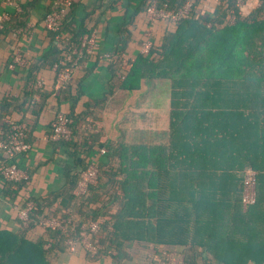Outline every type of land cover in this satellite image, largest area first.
<instances>
[{"label": "trees", "instance_id": "16d2710c", "mask_svg": "<svg viewBox=\"0 0 264 264\" xmlns=\"http://www.w3.org/2000/svg\"><path fill=\"white\" fill-rule=\"evenodd\" d=\"M33 1L22 5L17 15L10 16L0 32L5 33L7 24L24 28ZM136 1L129 21L118 31L119 51L108 55L112 77L106 92L100 100L86 102L79 113L72 108L63 112L71 137L57 143L67 149L73 162L64 186L46 197H29L19 203L21 209L31 203L32 209L26 221L18 219L17 232L0 231V264H51L53 253L77 254L83 250L78 248L70 253L64 242L77 236L87 220L99 219H103L96 235L100 249L93 257L83 251L91 260L105 255L113 264H161L164 251L184 246L176 254L184 264H198L196 245L200 243L196 233L202 230L200 215L205 208L233 199L241 204L242 183L248 168L257 172L254 204L263 199L264 20L260 18L264 16V0H241L250 5L246 15L240 14L238 0H216L210 12L198 8L206 0H194L189 18L173 23L176 29L162 38L160 46L152 40L149 54L139 53L133 61L123 63L131 40L128 27L138 13L146 14L150 6L178 9L188 0ZM52 3L53 0L45 14ZM103 3L104 0L94 2L86 16L91 18ZM76 9L77 4L71 0L59 32L52 33L54 42L58 36L61 39L52 46V52L45 54L43 65L30 68L21 106L16 99L3 102L0 110L3 130L9 129L5 120L10 119L7 115L17 104L20 108H37L35 116L44 108L43 93L38 102L33 101L39 92L34 88L36 74L42 67L51 69L80 47L82 36L91 34L80 23L73 36L62 37V33L71 30ZM93 53L82 50L79 65ZM123 77L119 82L118 78ZM158 79L168 80L171 85L168 143L127 145L108 139L101 125L108 99L118 89L135 90L142 80ZM69 84L56 87L65 90ZM249 122V129L244 128ZM33 128L23 126L28 144ZM101 148L106 151L104 155L98 154ZM7 162L24 169L17 157ZM89 164L97 167V178L83 195L77 196L74 190L80 173ZM24 170L28 174L26 181L3 180L2 197L17 198L30 179ZM49 217H72V222L63 230L43 229L38 238L30 235L40 227L41 219ZM7 247L9 251L3 255ZM254 250L253 245L248 255L251 262L264 264V258L259 259Z\"/></svg>", "mask_w": 264, "mask_h": 264}, {"label": "crops", "instance_id": "0c3cea01", "mask_svg": "<svg viewBox=\"0 0 264 264\" xmlns=\"http://www.w3.org/2000/svg\"><path fill=\"white\" fill-rule=\"evenodd\" d=\"M72 1L77 4L76 15L70 26L71 30L62 33V37L70 38L80 23H83L86 29L96 33L97 46L93 55L83 61L73 73L70 87L65 90L56 87L58 82L53 67L49 69L41 66L36 74V85L39 81L43 84L39 88L35 85L34 88L39 90V98L42 93L46 96V101L43 110L36 116L34 114L37 108H20L18 104L24 99L22 90L27 83L30 68L43 65L45 54L53 51L52 46H56L53 34L43 23L44 14L52 0H34L28 9L24 28L16 29L7 24L5 33L0 32V110L4 106L3 102L16 99L18 104L15 107L11 104L14 109L10 110L7 117L23 126L34 127L29 131L30 149L15 156L18 163L30 174L29 182L23 186L15 200L1 196L4 182L0 175V231L19 230L17 211L21 209L20 202L29 197H46L64 186L65 175L72 168L73 162L64 146L48 141L52 120L56 114L67 113L71 108L79 113L86 102L102 98L112 77L108 55L119 51L118 31L129 21L138 4L136 0H104L103 6L90 18L86 16L87 11L97 0ZM30 3L32 0H12L11 4L0 0V16L7 14L9 19L10 16L17 15L22 5ZM215 4L216 0H206L198 8L210 12L214 10ZM249 6L243 5L240 14H248ZM176 27L173 22L164 20L150 23L144 12L138 13L128 27L131 40L125 49L122 62L133 61L137 57L146 31L151 32L154 45L160 46L162 38L173 33ZM18 57L19 62L16 61ZM123 80L124 77L118 78L119 82ZM170 86L168 80H142L135 90H116L106 102L101 115L104 134L110 140L127 145H166L170 128ZM249 126L250 122L243 125L247 129ZM9 159L12 158L0 151V168L8 164ZM261 198L263 199L248 208H243L234 199L225 204L215 205L214 202L211 207L205 208L200 215L202 230L196 233L200 243L196 245L198 264H253L248 256L253 245L259 259L264 258V196ZM41 230L43 229L39 227L30 235L38 238L42 234ZM141 243L150 245L147 242ZM183 250L184 246H172L168 251ZM5 251L8 252L9 247L3 249V255ZM50 263L113 264L109 256L104 255L94 261L83 251L74 255L65 252L53 253Z\"/></svg>", "mask_w": 264, "mask_h": 264}, {"label": "built area", "instance_id": "2783aa9c", "mask_svg": "<svg viewBox=\"0 0 264 264\" xmlns=\"http://www.w3.org/2000/svg\"><path fill=\"white\" fill-rule=\"evenodd\" d=\"M4 1L8 4L12 3V0ZM193 2L194 0H188L178 9L150 6L147 8L146 16L150 23L160 20L176 23L189 18ZM243 5L244 3L241 0H238L239 9H241ZM70 6L71 0H53L51 10L45 14L43 19L44 26L49 32L53 34H57V32H59L62 20ZM262 19L264 20V16ZM7 20V14L0 16V30H2L3 24ZM232 20H234V16L232 17ZM144 38L145 39L139 50L141 55L149 54L153 44L150 31H146ZM59 39L61 38L58 36L55 39V43H57ZM96 46L97 42L95 32H91L90 35H84L80 39V47L73 49L70 53L65 55L59 63L53 66L59 86H66L71 81L73 73L79 69V60L82 55V50L87 54H91ZM16 61H20L19 57ZM42 84L43 83L39 81L36 87L39 88ZM39 100V95L35 94L33 96V101L38 102ZM5 123L9 126V129L5 131L3 128H0V151L5 153L8 158H14L17 155L26 153L30 149V145L25 141L23 126L15 123L11 119H6ZM50 127L51 133L48 137V141L57 143L61 141H68L70 139L71 131L68 127V120L66 119L64 113L56 114ZM105 152V149L101 148L98 154L104 155ZM0 175L4 181L8 182H22L28 179L26 171L18 167L15 163L3 165L0 168ZM97 175V167L94 164H89L86 169L80 173L74 194L77 196L83 195L86 192L87 187L95 182ZM256 182L257 172L252 168L246 169L241 194V205L243 208L252 206L256 202ZM31 209V203H28L25 208L19 209L17 211L18 219L23 222L26 221L28 219V213ZM102 221L103 219H99L97 221L87 220L84 222L80 226L78 235L74 238H68L64 242L68 252L74 253L78 248H81V250L89 256H95L100 249V243L96 235ZM71 222L72 217L67 219L49 217L41 219L39 225L42 229L63 230L71 225ZM162 255L163 260L161 261V264H184L183 260L176 254V252L164 251Z\"/></svg>", "mask_w": 264, "mask_h": 264}, {"label": "rangeland", "instance_id": "374dc122", "mask_svg": "<svg viewBox=\"0 0 264 264\" xmlns=\"http://www.w3.org/2000/svg\"><path fill=\"white\" fill-rule=\"evenodd\" d=\"M259 3V2H258ZM244 14V12L242 13V15ZM245 15V14H244ZM260 20H262V17L260 18Z\"/></svg>", "mask_w": 264, "mask_h": 264}]
</instances>
